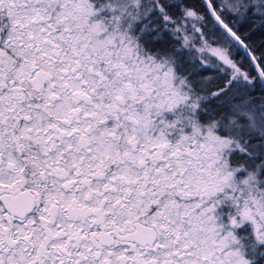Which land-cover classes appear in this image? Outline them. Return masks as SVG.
Segmentation results:
<instances>
[{
    "label": "snow or ice",
    "instance_id": "obj_1",
    "mask_svg": "<svg viewBox=\"0 0 264 264\" xmlns=\"http://www.w3.org/2000/svg\"><path fill=\"white\" fill-rule=\"evenodd\" d=\"M264 0H0V264H264Z\"/></svg>",
    "mask_w": 264,
    "mask_h": 264
},
{
    "label": "trees",
    "instance_id": "obj_2",
    "mask_svg": "<svg viewBox=\"0 0 264 264\" xmlns=\"http://www.w3.org/2000/svg\"><path fill=\"white\" fill-rule=\"evenodd\" d=\"M255 42L257 44H260L261 42H264V30L258 31L255 34L252 35L251 40L249 41Z\"/></svg>",
    "mask_w": 264,
    "mask_h": 264
}]
</instances>
